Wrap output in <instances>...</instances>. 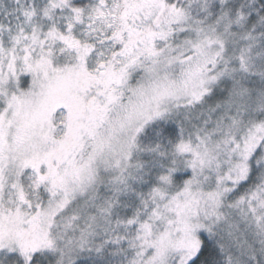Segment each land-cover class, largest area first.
Instances as JSON below:
<instances>
[{
    "label": "snow or ice",
    "instance_id": "6c2138e0",
    "mask_svg": "<svg viewBox=\"0 0 264 264\" xmlns=\"http://www.w3.org/2000/svg\"><path fill=\"white\" fill-rule=\"evenodd\" d=\"M0 264H264V0H0Z\"/></svg>",
    "mask_w": 264,
    "mask_h": 264
}]
</instances>
